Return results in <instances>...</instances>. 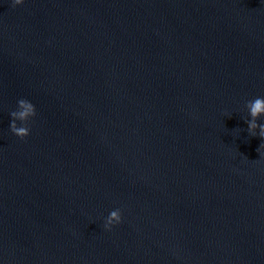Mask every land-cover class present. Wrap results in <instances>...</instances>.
<instances>
[{"label":"water","instance_id":"95a60500","mask_svg":"<svg viewBox=\"0 0 264 264\" xmlns=\"http://www.w3.org/2000/svg\"><path fill=\"white\" fill-rule=\"evenodd\" d=\"M260 96L261 0H0V264H264Z\"/></svg>","mask_w":264,"mask_h":264},{"label":"clouds","instance_id":"9594fccd","mask_svg":"<svg viewBox=\"0 0 264 264\" xmlns=\"http://www.w3.org/2000/svg\"><path fill=\"white\" fill-rule=\"evenodd\" d=\"M264 2V0H261ZM25 3V0H12V6H20ZM247 112V131L250 136H259L264 141V122L258 123V121H264V96L256 97L249 100L245 104ZM37 112L35 105L28 99L21 98L16 102V108L10 113L11 123L10 131L13 135L20 139L28 137L31 133L30 121L35 118ZM231 117V116H230ZM229 117V118H230ZM264 150V142H262L257 149L260 156ZM123 222L122 211L120 208L111 210L104 218L103 227L107 231H111L112 228Z\"/></svg>","mask_w":264,"mask_h":264}]
</instances>
